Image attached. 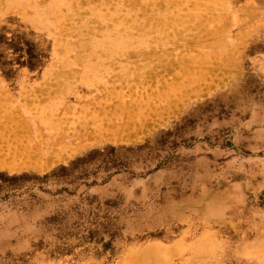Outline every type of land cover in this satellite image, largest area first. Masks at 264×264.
I'll use <instances>...</instances> for the list:
<instances>
[{
  "label": "rangeland",
  "instance_id": "rangeland-1",
  "mask_svg": "<svg viewBox=\"0 0 264 264\" xmlns=\"http://www.w3.org/2000/svg\"><path fill=\"white\" fill-rule=\"evenodd\" d=\"M12 32L0 264H264V0H0Z\"/></svg>",
  "mask_w": 264,
  "mask_h": 264
},
{
  "label": "trees",
  "instance_id": "trees-1",
  "mask_svg": "<svg viewBox=\"0 0 264 264\" xmlns=\"http://www.w3.org/2000/svg\"><path fill=\"white\" fill-rule=\"evenodd\" d=\"M6 51L8 58H5ZM41 56V52H35L22 34L12 32L10 36H7L5 33H0V58L5 60L0 63L4 68L5 76L9 77L13 74L14 64L26 66L30 70L35 69L41 63Z\"/></svg>",
  "mask_w": 264,
  "mask_h": 264
},
{
  "label": "bare ground",
  "instance_id": "bare-ground-1",
  "mask_svg": "<svg viewBox=\"0 0 264 264\" xmlns=\"http://www.w3.org/2000/svg\"><path fill=\"white\" fill-rule=\"evenodd\" d=\"M8 123V122H7ZM3 126V125H2ZM18 126V125H17ZM1 127V126H0ZM7 129V128H6ZM16 132V131H15ZM12 133H14V132H12ZM22 137V136H21ZM27 137V136H26ZM26 141V140H25ZM9 142V141H8ZM23 142V141H22ZM13 144V143H12ZM23 145V144H22ZM21 145V146H22ZM3 147H4V145H3ZM10 148H12V147H10ZM18 148H20V147H18ZM18 148H17V150H18ZM14 149V148H13ZM13 149H12V151H13ZM21 149V148H20ZM5 150V149H4ZM15 153H17V152H15ZM5 154V153H4ZM11 156V155H10Z\"/></svg>",
  "mask_w": 264,
  "mask_h": 264
}]
</instances>
